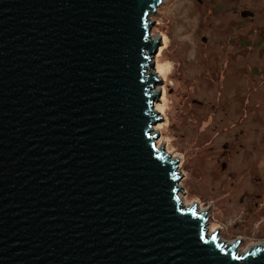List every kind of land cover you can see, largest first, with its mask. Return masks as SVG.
Instances as JSON below:
<instances>
[{
	"label": "water",
	"instance_id": "1",
	"mask_svg": "<svg viewBox=\"0 0 264 264\" xmlns=\"http://www.w3.org/2000/svg\"><path fill=\"white\" fill-rule=\"evenodd\" d=\"M163 2L0 0V264H264L208 231L157 149Z\"/></svg>",
	"mask_w": 264,
	"mask_h": 264
},
{
	"label": "rangeland",
	"instance_id": "2",
	"mask_svg": "<svg viewBox=\"0 0 264 264\" xmlns=\"http://www.w3.org/2000/svg\"><path fill=\"white\" fill-rule=\"evenodd\" d=\"M245 9L255 13L253 21L243 20ZM149 21L153 39L162 42L147 67L160 79L152 133L157 149L179 160L180 198L207 213L208 231L231 244L240 240V254L258 247L264 244V0H164ZM254 67L260 72L249 89ZM255 87L262 101L251 96Z\"/></svg>",
	"mask_w": 264,
	"mask_h": 264
},
{
	"label": "flooded vegetation",
	"instance_id": "3",
	"mask_svg": "<svg viewBox=\"0 0 264 264\" xmlns=\"http://www.w3.org/2000/svg\"><path fill=\"white\" fill-rule=\"evenodd\" d=\"M254 18H255V16H254V17H253V16H248V17H245L243 20L246 21V22H247V19L253 21ZM259 70H260V69H259L258 67H254V68H252V70H251L252 73H250L249 75L247 74V80H246V81H247V84H245V85H247V87H248L249 89L251 88V85L255 84V79L258 78V77H256V75L260 72ZM253 86H254V85H253ZM247 87H246V89H247ZM252 88H253V87H252ZM247 90H248V89H247ZM258 91H259V90H257V88L255 87L254 92H251L250 94H252L251 96L255 95V98H257L258 100H259V99L261 100V98H260V96H261V92H259V96L256 95ZM249 96H250V95H249ZM249 96H248V97H249ZM261 101H262V100H261ZM259 180H260V179H259ZM256 195H258V193L255 194V196H256Z\"/></svg>",
	"mask_w": 264,
	"mask_h": 264
},
{
	"label": "bare ground",
	"instance_id": "4",
	"mask_svg": "<svg viewBox=\"0 0 264 264\" xmlns=\"http://www.w3.org/2000/svg\"><path fill=\"white\" fill-rule=\"evenodd\" d=\"M152 38H153V36H152ZM147 73L148 74H151V72H149V71H147ZM153 73V72H152ZM155 75V74H154ZM155 91H154V89L152 88V90H151V93H153V94H155L154 93ZM200 212V211H199ZM229 246H231V243H227ZM264 246V244H260L258 247H263ZM250 249H253V248H250Z\"/></svg>",
	"mask_w": 264,
	"mask_h": 264
}]
</instances>
